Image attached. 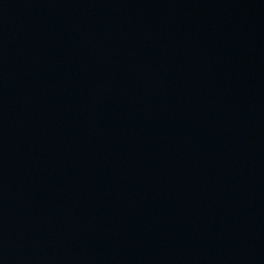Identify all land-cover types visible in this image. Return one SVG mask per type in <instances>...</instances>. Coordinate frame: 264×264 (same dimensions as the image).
<instances>
[{
  "label": "water",
  "instance_id": "obj_1",
  "mask_svg": "<svg viewBox=\"0 0 264 264\" xmlns=\"http://www.w3.org/2000/svg\"><path fill=\"white\" fill-rule=\"evenodd\" d=\"M0 264H264V0H0Z\"/></svg>",
  "mask_w": 264,
  "mask_h": 264
}]
</instances>
